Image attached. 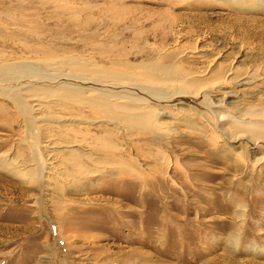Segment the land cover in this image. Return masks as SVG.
Here are the masks:
<instances>
[{
  "label": "rangeland",
  "instance_id": "1",
  "mask_svg": "<svg viewBox=\"0 0 264 264\" xmlns=\"http://www.w3.org/2000/svg\"><path fill=\"white\" fill-rule=\"evenodd\" d=\"M0 264H264V0H0Z\"/></svg>",
  "mask_w": 264,
  "mask_h": 264
}]
</instances>
